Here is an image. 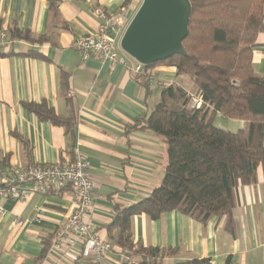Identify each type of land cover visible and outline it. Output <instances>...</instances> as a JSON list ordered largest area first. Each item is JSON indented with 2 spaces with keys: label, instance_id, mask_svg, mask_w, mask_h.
<instances>
[{
  "label": "crops",
  "instance_id": "1",
  "mask_svg": "<svg viewBox=\"0 0 264 264\" xmlns=\"http://www.w3.org/2000/svg\"><path fill=\"white\" fill-rule=\"evenodd\" d=\"M57 5L56 23L51 21V2ZM142 0H133L135 14ZM129 0H0V47L12 56L0 58V166L28 168L35 164L71 163L76 151L85 155L94 183L93 209L87 217L94 233L108 238L107 225L114 205L129 206L148 197L162 181L167 164L166 141L133 128L139 118L150 115L161 100L155 82L145 87L127 66L96 59L82 62L74 49L76 39L97 32L100 19L95 10L118 14ZM18 31L33 43L16 38ZM6 37L3 38L2 36ZM33 56H27L25 54ZM135 65L134 60H129ZM253 66L264 76V33L253 53ZM156 81L175 84L187 93L196 88L174 67L156 66L148 72ZM145 81L146 79L143 78ZM46 102L58 116L74 119L71 132L42 121L25 104ZM214 124L225 131L245 127L240 120L217 114ZM1 184V178H0ZM71 193L34 195L26 202L0 197V264H95L85 247L75 254L50 251L56 232L72 212ZM234 233L225 219L202 224L179 212L158 220L146 215L132 219L136 245L174 250L164 264L208 259L211 264H264V171L257 183L242 186L233 211ZM121 250L114 247L105 264H120Z\"/></svg>",
  "mask_w": 264,
  "mask_h": 264
},
{
  "label": "trees",
  "instance_id": "2",
  "mask_svg": "<svg viewBox=\"0 0 264 264\" xmlns=\"http://www.w3.org/2000/svg\"><path fill=\"white\" fill-rule=\"evenodd\" d=\"M192 14L188 36L183 42L184 56H173L147 66L174 67L178 76H187L204 106H192L189 93L172 84L162 90L161 100L150 115L133 126L162 137L168 147L167 164L161 183L138 203L114 205L107 225L109 240L121 250L120 264H164L174 250L136 245L132 219L146 215L158 220L179 212L206 224L213 218L225 219V229L234 233L233 211L242 186L257 183V171H264V76L253 66V53L264 33V0H189ZM57 5L51 2V21L56 23ZM16 38L33 39L13 31ZM0 47V58L13 55ZM33 56L32 53L25 54ZM145 87L147 80L137 78ZM25 107L42 121L71 132L74 119L56 115L42 102ZM220 114L225 120H240L245 127L237 132L215 126ZM175 264H211L193 259ZM226 264H232L229 258Z\"/></svg>",
  "mask_w": 264,
  "mask_h": 264
},
{
  "label": "built area",
  "instance_id": "3",
  "mask_svg": "<svg viewBox=\"0 0 264 264\" xmlns=\"http://www.w3.org/2000/svg\"><path fill=\"white\" fill-rule=\"evenodd\" d=\"M133 0H129L116 15H108L102 9L95 10L100 19L97 32L89 37L75 40L73 47L79 53L82 62L96 59L110 64L127 66L137 78H144L149 83L155 82L165 89L170 85L154 80L146 66L126 55L120 42L134 14L131 13ZM133 11V10H132ZM3 38L6 36L3 35ZM129 60H134L135 65ZM192 106L200 109L204 101L199 93L189 94ZM91 164L88 158L76 151L71 163L35 164L28 168H3L0 166V197L12 202H26L34 195H47L57 192L72 196V212L65 226L55 233L50 251L57 254H75L85 247L83 254L89 255L95 264H105L114 250L113 243L93 232L87 217L93 209L95 183L89 173ZM5 214L0 208V216Z\"/></svg>",
  "mask_w": 264,
  "mask_h": 264
},
{
  "label": "water",
  "instance_id": "4",
  "mask_svg": "<svg viewBox=\"0 0 264 264\" xmlns=\"http://www.w3.org/2000/svg\"><path fill=\"white\" fill-rule=\"evenodd\" d=\"M192 6L189 0H142L120 42L144 66L186 54Z\"/></svg>",
  "mask_w": 264,
  "mask_h": 264
},
{
  "label": "rangeland",
  "instance_id": "5",
  "mask_svg": "<svg viewBox=\"0 0 264 264\" xmlns=\"http://www.w3.org/2000/svg\"><path fill=\"white\" fill-rule=\"evenodd\" d=\"M125 53V52H124ZM126 54V53H125ZM127 55V54H126ZM129 56V55H128ZM192 82V81H191ZM194 85V84H193ZM189 94H197V91L195 90L194 92H189Z\"/></svg>",
  "mask_w": 264,
  "mask_h": 264
}]
</instances>
